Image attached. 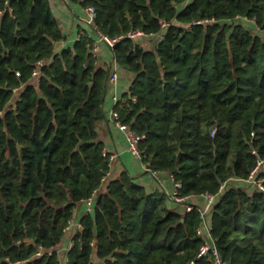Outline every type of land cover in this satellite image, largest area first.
<instances>
[{"label":"trees","instance_id":"16d2710c","mask_svg":"<svg viewBox=\"0 0 264 264\" xmlns=\"http://www.w3.org/2000/svg\"><path fill=\"white\" fill-rule=\"evenodd\" d=\"M81 4L93 5L95 25L110 37L155 33L111 48L132 75L121 120L146 135L149 168L181 180L184 195H216L209 221L227 263L264 264V193L247 181L264 158V0ZM64 39L50 0H0V264H60L66 226L106 183L80 217L67 264H215L211 254L197 257L198 210L128 170L104 181L110 165L98 124L110 69L85 34L57 48Z\"/></svg>","mask_w":264,"mask_h":264},{"label":"crops","instance_id":"0c3cea01","mask_svg":"<svg viewBox=\"0 0 264 264\" xmlns=\"http://www.w3.org/2000/svg\"><path fill=\"white\" fill-rule=\"evenodd\" d=\"M50 3L53 14L57 18L65 35V39L57 44V48L80 39L83 32H94L93 28L84 20L89 15L87 11L88 5L84 7L81 4V0H50ZM96 37L97 36H94V38ZM143 44L145 46L151 45L146 41H144ZM96 56L98 58L97 63L100 66L108 67L110 71L116 68L119 75L118 83L115 86L109 84L108 93L104 102V118L98 124L99 140L104 143V149L110 153H117L118 155L111 168L107 181L123 170H128L135 178L136 182L146 186L148 190L154 191L162 189L167 194V192L173 189V180L171 177L166 173L160 172V181L155 179L151 172L147 170V163L143 159L135 157L130 152L128 149L129 142L126 133L121 131L110 117V112L116 107L111 98L112 92H116L119 95L120 100L123 99V94L130 91L132 75L121 70L119 64L114 62V54L106 42L99 43V49ZM35 81L37 82V78H35ZM16 93L18 96V92ZM106 184L104 186H106ZM189 200L198 205L204 204L206 201V199L202 200L197 196H190ZM179 206L182 207L183 205ZM86 210L87 202L83 201V203L80 204L77 215L73 218V221H76L77 223L81 222L80 217L81 215L86 214ZM77 231V225L74 224L71 230L67 232V237L64 241L58 245L57 250L61 258L60 264H67L69 262L66 248L73 241V236Z\"/></svg>","mask_w":264,"mask_h":264},{"label":"built area","instance_id":"2783aa9c","mask_svg":"<svg viewBox=\"0 0 264 264\" xmlns=\"http://www.w3.org/2000/svg\"><path fill=\"white\" fill-rule=\"evenodd\" d=\"M87 11L89 13L88 17H86L84 20L93 28L94 32H83L82 34H85L89 40H91V45H92V52L94 55L97 54L98 49H99V43L100 42H106L107 45L112 48L117 42H119L121 39L124 37H129V38H137L140 36H152L155 33H147L143 29H132L129 30L127 33H123L120 35H117L115 37H110L104 33H102L98 27L95 25V19L97 16V13L95 11V8L93 5H88L87 6ZM198 22H203V21H198ZM204 22H210L209 20H204ZM170 22L163 21L162 25L167 26L169 25ZM158 36L164 37L163 33H158ZM94 36H97L94 38ZM114 62L118 64L117 60L114 58ZM44 64V61H40L39 65ZM17 74L20 75V72H17ZM33 75L35 78H37V82H39L40 79V70L35 69L33 72ZM119 80V75L118 71L116 68L110 71V77H109V84L115 86L118 83ZM17 90V89H16ZM111 98L113 102L115 103L116 107L110 112V117L111 119L116 123L118 128L125 132L128 138V149L130 152L137 158L143 159L144 157V149H141L140 147V142L143 140L146 135L145 134H140L133 130L129 124L123 122L121 120V115L119 110L117 109V105L120 101V97L116 92H112ZM138 98L136 95L132 96V100L136 101ZM14 104V103H12ZM10 105L9 109H12L14 105ZM216 129L214 130V132ZM213 132V133H214ZM252 135H255V132L252 133ZM104 155L109 156V165H110V170L107 172L106 176L104 177V181L106 182L110 172L111 168L114 164L115 159L117 158V153H110L106 149L103 151ZM252 153L258 155V150L253 148ZM264 169V158L258 157L257 164L251 171L247 181H249L251 184L255 185L257 188H259L260 191L264 193V176H262L260 173ZM147 170L151 172L152 176L160 181L159 179V173L160 171L151 169L147 165ZM171 179L173 180V189L169 192H167L168 198L174 202L175 204L178 205H183L185 207V210L188 212H191L193 210H198L200 213V216L203 219V224L198 228V234L203 236L204 238V243L201 245L200 250L197 254L198 258L204 257L206 255L211 254L213 256V260L215 264H228L227 261L222 257L220 254L217 246L215 245L214 238L212 236V224L209 222V210L211 206L213 205L216 195L213 193H206L204 194V197L206 201L204 204L198 205L195 203H192L189 198V195H184L181 190L183 188V182L181 180H176L174 175H170ZM104 187V186H103ZM103 187H101L99 190L95 191V193L90 196L89 198L85 199L84 201L87 202V210L86 213H89L93 210V205L95 200L97 199L98 194L102 191ZM224 187L222 185L221 189ZM74 224L77 225L78 231L83 229V224L82 222L77 223L76 221H73L71 219L66 226L65 230L69 232L71 228L74 226ZM74 246V241H72L66 250H70ZM40 253V252H39ZM190 264H194V261H191Z\"/></svg>","mask_w":264,"mask_h":264},{"label":"rangeland","instance_id":"374dc122","mask_svg":"<svg viewBox=\"0 0 264 264\" xmlns=\"http://www.w3.org/2000/svg\"><path fill=\"white\" fill-rule=\"evenodd\" d=\"M243 21H246V20H243ZM247 24H249V22L246 21ZM147 43H150V42H147Z\"/></svg>","mask_w":264,"mask_h":264}]
</instances>
